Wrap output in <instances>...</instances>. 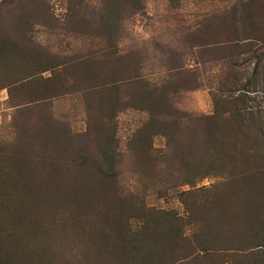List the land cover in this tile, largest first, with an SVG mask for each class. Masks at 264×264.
<instances>
[{
  "label": "rangeland",
  "instance_id": "rangeland-1",
  "mask_svg": "<svg viewBox=\"0 0 264 264\" xmlns=\"http://www.w3.org/2000/svg\"><path fill=\"white\" fill-rule=\"evenodd\" d=\"M0 264H264V0H0Z\"/></svg>",
  "mask_w": 264,
  "mask_h": 264
},
{
  "label": "trees",
  "instance_id": "trees-1",
  "mask_svg": "<svg viewBox=\"0 0 264 264\" xmlns=\"http://www.w3.org/2000/svg\"><path fill=\"white\" fill-rule=\"evenodd\" d=\"M235 93L237 92V93H241V94H247V93H249V91L248 90H246V89H239V90H235L234 91ZM232 94V93H231ZM229 98V97H228ZM27 258H28V256H27Z\"/></svg>",
  "mask_w": 264,
  "mask_h": 264
}]
</instances>
